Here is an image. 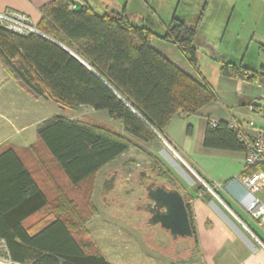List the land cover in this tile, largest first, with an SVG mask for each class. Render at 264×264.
<instances>
[{
    "label": "trees",
    "instance_id": "1",
    "mask_svg": "<svg viewBox=\"0 0 264 264\" xmlns=\"http://www.w3.org/2000/svg\"><path fill=\"white\" fill-rule=\"evenodd\" d=\"M43 14L37 30L65 49L41 35H18L0 25L2 67L36 101L48 99L69 110L88 107L106 112L131 138L153 144L164 138L178 112L195 115L217 100L212 88L186 75L151 46L153 39L172 43L196 66L200 22L191 25L173 18L167 32L158 35L134 26L125 9L97 15L87 6L74 12L70 0H56ZM246 72L226 64L221 74L247 79ZM258 78L255 74L249 81ZM38 143L45 151L46 166L56 169L55 174L42 173L49 190L19 151L11 146L0 149V240L8 259L14 264H109L94 244L75 236L86 235L87 220L77 210L91 203L90 197H80V189L89 188L103 167L128 153L133 141L104 126L54 116L39 127ZM204 145L244 150L224 123L215 128L209 124ZM151 159L156 168L162 166L157 156ZM40 166L45 169L41 161ZM50 207L59 215L56 219L25 227L28 218ZM68 210L76 214L75 220L62 219Z\"/></svg>",
    "mask_w": 264,
    "mask_h": 264
},
{
    "label": "crops",
    "instance_id": "2",
    "mask_svg": "<svg viewBox=\"0 0 264 264\" xmlns=\"http://www.w3.org/2000/svg\"><path fill=\"white\" fill-rule=\"evenodd\" d=\"M55 1L0 0V14H20L37 28L43 22L44 10L52 6ZM72 1L70 0L71 4ZM76 1L82 4V8L88 6L97 15L109 12L121 13L125 9L134 26L149 28L158 35H164L172 19L178 18L175 11L178 13L183 1L188 3L184 5L178 19L194 25L198 22L201 24L200 8L206 4L207 13L213 0ZM217 1L227 10L217 19L214 16L215 23L213 22L211 28L203 29L199 25L196 39L198 49L196 66L190 64L176 45L159 39H153L151 42L155 50L186 75L212 88L217 96L215 102L208 104L195 115L178 112L167 125L164 138H159L183 164L181 166L175 158L170 157L176 172L178 171L182 177L188 176L184 171L183 167H185L186 171L188 170L201 182L210 184L218 196L217 199L209 191H202L199 188L193 190L192 187L184 186L185 191H183L180 185L175 188L159 185L181 192L186 205L190 206L194 231L193 237L187 238L188 240L177 239L188 243L189 251L186 252L184 247L182 261L175 258L181 255L180 252H175L172 248V252L168 253V260L171 261L168 264H264V224L247 212V207L253 199H258L264 205V191L252 195L243 180L257 170L264 171V167L248 168L244 150L208 149L204 145L210 122L218 124L237 122L243 124L247 130V124L254 119L258 121L257 127L263 126L264 109L256 108L254 105L256 102H264V63L258 58L255 59V52L249 63L246 64L244 58L253 45L264 48V0ZM233 2L235 4L230 12ZM147 22L149 25L146 24ZM256 38L258 41L255 44ZM61 47L65 49L64 46ZM226 64L247 70V79L222 76L221 71ZM255 74H259L258 80L249 81ZM51 105L60 111L55 116L98 126L85 120L74 119V116H66L62 107ZM44 109L46 107L42 102L32 99L7 75L0 62V144L11 139L14 145L21 142L28 146L32 144L27 138L29 135L31 140H38L39 127L48 119H44L40 124L37 123L34 130L27 133L25 131L31 127V119L38 118L41 112L46 111ZM63 109L68 111L66 108ZM81 109L89 111L94 119L102 113L88 107H80L74 111ZM107 117L110 120L106 118L104 127L109 129L115 125L119 128L114 130L110 128L114 134L140 143L131 138L122 125L118 126L116 120ZM16 128L21 131H16ZM124 155L103 167L96 176ZM25 164L29 167L26 162ZM114 176L117 177V173ZM38 215L27 220H37Z\"/></svg>",
    "mask_w": 264,
    "mask_h": 264
},
{
    "label": "rangeland",
    "instance_id": "3",
    "mask_svg": "<svg viewBox=\"0 0 264 264\" xmlns=\"http://www.w3.org/2000/svg\"><path fill=\"white\" fill-rule=\"evenodd\" d=\"M186 3L188 2L183 1L182 5L178 8V13L175 11L178 18L181 16ZM234 4L235 2L232 4L229 10L230 12L233 10ZM190 5L193 4L190 3ZM205 7L206 4L200 8V13H202L200 27L203 29L211 28L215 23L213 20L215 19L214 16L217 19L221 16V13L227 10L225 6L219 4L217 0L211 2L207 13ZM164 15L166 14L164 13ZM146 24L149 25V22ZM257 41L258 38H256L255 44ZM253 52H255V59L258 58L259 61L264 63V48L256 47L255 45L250 49L248 55L245 56V63H249ZM38 101L44 104V107H46L44 110L46 111L41 112L38 118L31 119V127L27 129L25 133L34 130L37 123L40 124L44 119L54 117L56 113L60 112L57 111L55 107H51L53 106L51 104H57L50 100L39 99ZM62 110L63 114L66 116H74V119L85 120L89 123H95L98 126H104L103 124H106L107 121L106 118L109 119L106 112L100 113L98 115L99 117L94 119L86 109H81L77 112H75L76 110L69 109L67 111L63 108ZM116 124L121 126L119 121H117ZM110 128L114 130L119 127L117 128L115 125H112ZM110 128H107V130L110 131ZM16 131L21 130H17L16 128ZM27 138L30 139L31 145L27 146L21 142L14 145L10 139L11 141L7 140L1 143L0 149L11 146L19 151L28 166H31L30 168H32L36 176H38L39 183L45 189L49 190V186L42 173L49 172L55 174L56 169L46 166L47 164L44 161L45 151L38 143V140H31V135ZM133 143L135 146L107 170L96 176L93 179V183L91 185L89 184V188H86V185H84L82 189H80L82 190L80 192V197H90L91 203L88 205L83 204L80 206L81 209L77 210L81 211L80 214L83 216V219L86 218L85 220H87L85 226L86 235L75 234V236L82 242L94 244L98 252L101 253L109 264H168L171 262L168 260V253L172 252V248L175 249V252H180L181 255L175 256V258L182 261L184 250L186 252L189 251L187 248L188 243L184 240H173V238L162 230L160 226H148L147 220L149 219V215L140 208L148 202L145 188L151 182H156L158 186L167 185L170 188L180 185L183 191H185L183 189L184 186L186 188L192 187L193 190L199 188V190L206 191V189H204L202 183L194 177L193 174L185 170V167H183L184 171L189 177L187 175L182 177L178 171L176 172L173 166L174 164L170 162L171 158H175L181 166L183 164L180 163L179 159L161 139L153 145L142 142ZM152 155L160 158L162 166L159 168L154 166V162L151 159ZM40 161L45 167L44 170L41 168L42 166H40ZM153 172L156 174V177L151 174ZM115 173H117V177L113 187L103 194L105 182L112 178ZM160 174H170L171 178H165ZM52 208L53 207L47 208L43 213L39 214L37 220H27L25 222V227L30 229L37 225L39 220H46L45 223H49L56 219L59 215L56 210L54 211ZM61 216H63L62 219L64 220H75L74 216H76V214L68 210V215ZM0 264H14L8 259L4 242L1 240Z\"/></svg>",
    "mask_w": 264,
    "mask_h": 264
},
{
    "label": "built area",
    "instance_id": "4",
    "mask_svg": "<svg viewBox=\"0 0 264 264\" xmlns=\"http://www.w3.org/2000/svg\"><path fill=\"white\" fill-rule=\"evenodd\" d=\"M0 25L7 31L18 35L41 34L26 17L17 13L0 14ZM251 111H253V108H251ZM257 122L258 121L251 119L247 124V130L241 123L230 122L228 124L230 130L235 134L238 142L244 148L246 156L245 161L248 168L264 167V119L262 121V127H257ZM210 125L212 128H215L218 123L210 122ZM243 180L252 195L264 191L263 170H257L251 176L243 178ZM201 183L204 189L212 193L218 199L214 189L210 188L209 185L204 182ZM247 212L254 219L261 220L264 224V205L258 199H253L250 202L247 207Z\"/></svg>",
    "mask_w": 264,
    "mask_h": 264
},
{
    "label": "water",
    "instance_id": "5",
    "mask_svg": "<svg viewBox=\"0 0 264 264\" xmlns=\"http://www.w3.org/2000/svg\"><path fill=\"white\" fill-rule=\"evenodd\" d=\"M72 5V10L74 12H78L82 9V4L76 0L72 1ZM40 35L54 42L42 33ZM54 43L58 44L57 42ZM58 45L61 46L60 44ZM75 57L78 58L77 56ZM78 59L82 61L80 58ZM82 63L84 62L82 61ZM254 107L264 109V102H256ZM115 180L116 177L113 176L105 182L103 194L113 187ZM146 191L148 193V199L152 202L153 207V209L149 211L152 218L149 220L148 225L151 227L159 225L161 229L167 232L174 240L192 238L194 231L190 213L181 193L176 189H168L165 186L155 188L154 183L148 185Z\"/></svg>",
    "mask_w": 264,
    "mask_h": 264
},
{
    "label": "flooded vegetation",
    "instance_id": "6",
    "mask_svg": "<svg viewBox=\"0 0 264 264\" xmlns=\"http://www.w3.org/2000/svg\"><path fill=\"white\" fill-rule=\"evenodd\" d=\"M152 183L155 184V188L159 187V186L157 185L156 182H151L150 184H152ZM150 184H149V185H150ZM146 187H147V186H146ZM145 190H146V188H145ZM146 193H147V191H146ZM147 200H148V202H147L144 206H141L140 208H141L143 211H145V212L148 213V215H149V219L147 220V224H148L149 220L152 218V215L149 213V211L153 209V207H152V202L149 201V199H148V193H147ZM148 226H149V225H148ZM158 226H159V225H158Z\"/></svg>",
    "mask_w": 264,
    "mask_h": 264
}]
</instances>
